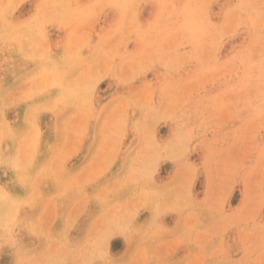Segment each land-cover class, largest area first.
Here are the masks:
<instances>
[{
  "label": "rangeland",
  "instance_id": "374dc122",
  "mask_svg": "<svg viewBox=\"0 0 264 264\" xmlns=\"http://www.w3.org/2000/svg\"><path fill=\"white\" fill-rule=\"evenodd\" d=\"M0 8V264H264V0Z\"/></svg>",
  "mask_w": 264,
  "mask_h": 264
},
{
  "label": "bare ground",
  "instance_id": "6f19581e",
  "mask_svg": "<svg viewBox=\"0 0 264 264\" xmlns=\"http://www.w3.org/2000/svg\"><path fill=\"white\" fill-rule=\"evenodd\" d=\"M0 1H2V0H0ZM4 2H5V0H4ZM9 2H10V1H9ZM9 2H8V3H9ZM9 4H10V3H9ZM17 6H18V5H17ZM3 8H4V7H3ZM8 8H9V7H8ZM8 8H6V9L4 10V12L7 13V9H8ZM0 11H1V8H0ZM4 12H3V15H4ZM0 14H1V13H0ZM3 15H2V16H3ZM0 16H1V15H0ZM4 16H5V15H4ZM1 18H3V17H1ZM1 20H2V19H1ZM5 20H6V18H5ZM5 20L3 19V21H5ZM3 21H2V22H3ZM4 23H6V22H4ZM4 23H3V24H4ZM1 24H2V23H1ZM15 26H16V25H15ZM9 27H10V26H9ZM16 27H17V26H16ZM8 30H9V29H8ZM13 30H15V29H13ZM12 32H13V31H12ZM12 32H10V33L12 34ZM3 33H4V32H3ZM8 35H9V34H8ZM5 37H6V36H5ZM1 38H2V37H1ZM6 39H7V38H6ZM0 43H1V41H0ZM1 53H2V52H1ZM29 53H30V52H29ZM24 54H26V53H24ZM30 55H31V54H30ZM0 58H1V57H0ZM42 58H43V57H42ZM1 61H2V59H1ZM44 63H45V62H44ZM40 64H41V63H40ZM24 80H25V79H24ZM19 82H20V81H19ZM19 82H18V83H19ZM16 83H17V81H16ZM65 84H66V83H65ZM43 86H44V85H43ZM12 92H13V91H11V94L13 95L14 93H12ZM56 93H57V92H56ZM18 94H20V97H21V93H18ZM18 94H17V95H18ZM67 95H68V94H67ZM14 96H15V94H14ZM15 97H18V96H15ZM27 102H28V101H27ZM35 103H36V101H35ZM42 103H43V101H42ZM13 104H15V103H13ZM30 104H31V103H30ZM43 104H44V103H43ZM30 106H31V105H30ZM35 107H36V106H35ZM29 109H30V108H29ZM41 112H42V111H41ZM2 126H3V125H2ZM35 126H36V125H35ZM29 128H30V127H29ZM37 128H38V127H37ZM2 129H3V127H2ZM34 131H36V130H34ZM6 141H7V140H6ZM42 142H43V141H42ZM38 147H39V146H38ZM42 147H43V146H42ZM39 152H40V151H39ZM42 153H43V152H42ZM8 167H10V166H8ZM0 177H1V176H0ZM139 179H140V178H139ZM134 182H135V181H134ZM16 183H17V182H16ZM11 184H12V182H11ZM17 186H18V183H17ZM17 186H16V187H17ZM16 187H15V188H16ZM55 189H56V188H55ZM19 193H20V192H19ZM27 193H28V192H26L25 194H27ZM20 194H21V193H20ZM99 194H100V193H99ZM17 203H18V202H17ZM112 209H113V208H112ZM156 210H157V209H156ZM113 211H114V210H113ZM5 216H6V214H5ZM5 216H4V217H5ZM101 216H102V215H101ZM104 216H105V215H104ZM118 216H119V215H118ZM10 218H11V217H10ZM5 219H6V218H5ZM128 220H129V219H128ZM4 221H5V220H4ZM4 221H3V222H4ZM5 223H6V221H5ZM5 225H6V224H5ZM6 229H7V228H6ZM40 229H41V228H40ZM66 230H67V229H66ZM104 231H105V229H104ZM97 235H98V234H97ZM128 235H129V234H128ZM6 237H7V235H6ZM3 238H4V237L2 236V239H3ZM4 243H7V239H6V242L4 241ZM6 245H7V244H6ZM71 255H72V254H71ZM88 257H89V256H88ZM85 264H86V263H85Z\"/></svg>",
  "mask_w": 264,
  "mask_h": 264
}]
</instances>
